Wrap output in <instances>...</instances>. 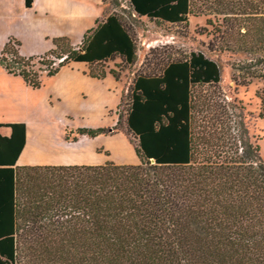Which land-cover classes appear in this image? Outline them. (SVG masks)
<instances>
[{"label":"trees","instance_id":"16d2710c","mask_svg":"<svg viewBox=\"0 0 264 264\" xmlns=\"http://www.w3.org/2000/svg\"><path fill=\"white\" fill-rule=\"evenodd\" d=\"M126 1L130 15L153 22L205 17L219 50L249 57L254 68H234L232 81L261 83L255 98L264 122V0ZM33 2L24 0L25 8ZM51 42L26 58L9 37L0 66L37 90L43 73L71 64L87 65L92 79L118 81L137 60L132 28L117 12L77 46L66 37ZM115 59L118 70L99 69ZM147 66L146 59L132 80L124 114L137 165L16 167L25 125L0 124L10 130L0 134V264H264V160L245 108L216 99L221 71L201 52ZM121 119L111 129H75L72 141L111 135Z\"/></svg>","mask_w":264,"mask_h":264},{"label":"rangeland","instance_id":"374dc122","mask_svg":"<svg viewBox=\"0 0 264 264\" xmlns=\"http://www.w3.org/2000/svg\"><path fill=\"white\" fill-rule=\"evenodd\" d=\"M117 1L118 7H106L105 16L112 12L120 14L132 28L137 45L136 63L122 71L118 81L109 75L101 81L92 79L88 76L87 65L71 64L60 69L53 77H46L43 73L40 88L33 90L20 78L8 75L0 66V124L22 123L34 134V145L27 146L21 162L30 157L40 158L41 154L48 152L44 150L41 153L38 145L35 147L42 134L49 144L56 147L66 135H69V141L73 142L75 129L113 128L119 114L122 119L114 133L66 147L64 155L75 158L80 153L82 157L92 161L107 156L108 161L113 163L132 160L137 162L133 151L137 141L126 133L124 124L128 104L127 92L132 80L136 73L144 69L146 59L151 65L147 68H151L154 60L158 58L181 57L191 52H201L217 63L221 71V82L218 89H215L216 99L220 102L224 99L245 108L244 122L249 137L252 142L258 144L260 156L264 160V122L257 117L258 100L255 98V91L261 87V83L253 81L248 86H237L232 81L233 74L238 76L234 73V68H254L248 61L249 57L241 53L219 50V41L210 34L212 29L205 25V17L189 16L187 24L153 22L130 15L127 1ZM203 28H206L207 32H203ZM15 31V28L0 30V50L7 34ZM34 51L27 42L23 45L20 43L21 56L32 57ZM119 63L120 61L115 59L102 64L99 69L106 72L110 69L118 70L116 65ZM199 90L203 93L208 91L210 94L213 89L207 90L205 87ZM70 131L72 133H68ZM56 148L57 150H52L60 156L61 149ZM46 156L51 157L49 153Z\"/></svg>","mask_w":264,"mask_h":264},{"label":"crops","instance_id":"0c3cea01","mask_svg":"<svg viewBox=\"0 0 264 264\" xmlns=\"http://www.w3.org/2000/svg\"><path fill=\"white\" fill-rule=\"evenodd\" d=\"M105 10L106 8L102 4V0H34L32 7L28 9L24 6V0H0V30L4 28L17 29L15 33L7 34L4 43L8 36H13L22 45L24 42L31 45L32 49L35 50L33 53L34 56H41L53 48L51 42L53 38L66 37L73 46L79 45L85 33L95 27L96 21H100L106 17ZM25 130V144L16 161V167L62 165L100 166L108 162L107 156L92 161L85 159L80 153L75 158L64 155L66 147L73 146L79 142L82 143V141H89L90 138L82 136L78 137L77 141L71 142L66 141L64 137V140L56 145V147L61 149L59 156V154L53 151L57 150V148L49 144L43 134L42 137L39 136V141L35 143V147L38 145L37 148L40 149L41 153L44 150L48 152L45 155L41 154L40 158L30 157L26 161L21 162V157L27 149V146L34 145L32 144L34 142V134L28 130L27 125H25ZM0 134L9 136L10 130L0 128ZM30 137L33 139H30ZM95 151L97 152V150ZM47 153L51 155L50 158L46 156ZM138 163L137 159V162L133 160L128 162L119 161L114 164L137 165Z\"/></svg>","mask_w":264,"mask_h":264},{"label":"bare ground","instance_id":"6f19581e","mask_svg":"<svg viewBox=\"0 0 264 264\" xmlns=\"http://www.w3.org/2000/svg\"><path fill=\"white\" fill-rule=\"evenodd\" d=\"M30 138H31V137H30ZM31 139H33V138H31ZM117 148H118V147H117ZM121 148H122V147H120V149H121ZM118 149H119V148H118ZM121 150H122V149H121ZM121 150H120V151H121ZM116 151H117V150H116ZM116 154H117V153H116ZM118 155H119V154H118ZM125 155H126V153H125ZM127 155H128V154H127ZM126 157H127V156H126ZM121 159H122V158H121Z\"/></svg>","mask_w":264,"mask_h":264}]
</instances>
